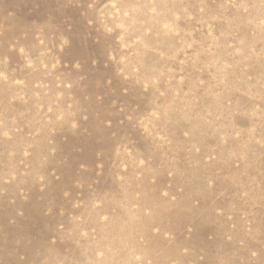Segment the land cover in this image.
Returning a JSON list of instances; mask_svg holds the SVG:
<instances>
[{
    "label": "rangeland",
    "instance_id": "1",
    "mask_svg": "<svg viewBox=\"0 0 264 264\" xmlns=\"http://www.w3.org/2000/svg\"><path fill=\"white\" fill-rule=\"evenodd\" d=\"M0 264H264V0H0Z\"/></svg>",
    "mask_w": 264,
    "mask_h": 264
}]
</instances>
